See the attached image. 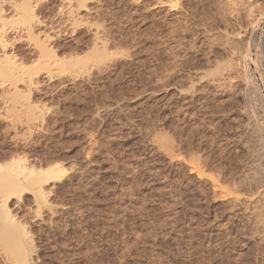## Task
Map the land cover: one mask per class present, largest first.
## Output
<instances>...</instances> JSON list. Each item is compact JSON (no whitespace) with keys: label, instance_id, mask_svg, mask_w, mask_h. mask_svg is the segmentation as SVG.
Masks as SVG:
<instances>
[{"label":"rangeland","instance_id":"rangeland-1","mask_svg":"<svg viewBox=\"0 0 264 264\" xmlns=\"http://www.w3.org/2000/svg\"><path fill=\"white\" fill-rule=\"evenodd\" d=\"M55 2L44 4L45 19ZM75 4L85 9L75 28L61 20L60 55L92 69L35 90L45 120L9 133L0 120V160L27 156L66 170L50 187V207L33 212L31 196L12 204L33 234V264H264V242L237 207L252 189L250 85L264 93V22L254 38L220 0ZM234 33L246 41L232 58ZM231 62L246 63L248 79L212 86Z\"/></svg>","mask_w":264,"mask_h":264},{"label":"bare ground","instance_id":"bare-ground-1","mask_svg":"<svg viewBox=\"0 0 264 264\" xmlns=\"http://www.w3.org/2000/svg\"><path fill=\"white\" fill-rule=\"evenodd\" d=\"M49 1L0 0V120L9 122L11 125L9 128L5 127L6 133L10 130L15 131L23 124V126L29 125L31 120H45L42 115L41 117L38 115L41 113L38 110L39 105L31 98L35 90H38L46 80L54 81L64 75L76 78L77 75L88 73L93 67L90 66L92 64L89 65L88 62L74 55L67 57L60 55L62 51L61 20L66 15L67 22H72L74 26L72 27L75 28L79 11L81 8L84 10L85 5L75 9L73 6H77L75 3L83 0H56V4H53L56 5L54 6L56 11L52 14L51 20H47L43 17L44 15L42 16V9ZM220 1L222 14L228 20L232 18L235 22L241 21V23L238 22L241 24L239 27L242 25L245 29L251 27L254 38L258 37L261 24L264 22V0ZM86 11L88 12L89 9L86 8ZM231 35L226 36V42L229 45L228 53L233 58L242 54L241 47L246 40L243 33ZM254 40L253 44H255ZM250 50L247 48L245 58L254 63L250 57ZM248 69L246 63L244 66L231 62L229 69L217 72V77L213 78L211 85L215 88L230 86L235 76L239 78L244 75L248 79L250 76ZM251 84V91L248 90L253 95L251 98L255 107L251 105L254 120H251L250 128L254 132L255 140L254 152L247 170L248 176L246 174L244 176L248 177L247 183L252 189L243 198L237 195L239 196L237 207L239 213L245 215L248 223L251 224L250 227L252 226L255 230L252 232L253 235L256 233L254 236H259L264 242V127L256 117L259 111L261 119L264 120V93H260L261 90L259 91L255 81ZM31 127L34 128V126ZM26 157L16 155V157L8 158L7 161L5 157L0 160V258L4 264H33L35 255L36 244L34 246L33 234L25 224L20 222L21 220H18L16 212L13 213L12 204L19 205L26 196H31L36 207V211L33 210V212L40 213L42 209L51 206H49L51 185L66 174V170L58 163L47 167L37 166V168ZM192 172L201 174L198 164H192ZM242 177L241 180L244 181ZM212 184L214 191L221 189L219 182L214 181Z\"/></svg>","mask_w":264,"mask_h":264}]
</instances>
